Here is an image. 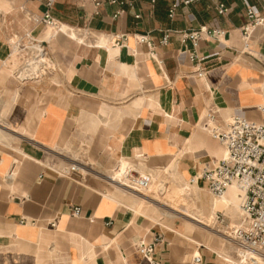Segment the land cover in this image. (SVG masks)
I'll list each match as a JSON object with an SVG mask.
<instances>
[{"label":"crops","instance_id":"0c3cea01","mask_svg":"<svg viewBox=\"0 0 264 264\" xmlns=\"http://www.w3.org/2000/svg\"><path fill=\"white\" fill-rule=\"evenodd\" d=\"M171 1L55 0L51 25L42 0H0V264H236L198 213L240 218L201 174L226 153L213 131L264 126V26L244 34L264 0ZM200 26L223 34L193 44Z\"/></svg>","mask_w":264,"mask_h":264},{"label":"built area","instance_id":"2783aa9c","mask_svg":"<svg viewBox=\"0 0 264 264\" xmlns=\"http://www.w3.org/2000/svg\"><path fill=\"white\" fill-rule=\"evenodd\" d=\"M54 1L42 0L45 7L43 21L46 24H54L49 14ZM102 1L92 0L95 6H99ZM157 1L150 0L151 3ZM196 1L199 0H172L168 11L169 17L173 16L179 4L189 5ZM105 2L121 3L120 0H105ZM227 10L224 4H218V14H224ZM246 17L248 22L244 27L245 35L250 27L264 26V17L256 15L251 8L247 9ZM222 34L223 31L219 28L207 30L205 26H200L194 31L185 33L184 36L195 44L203 35L219 37ZM165 40L164 38V42ZM213 135L225 147L226 153L218 164L205 168L201 178L214 198L222 197L233 181L241 184L244 194L240 206V225L232 228L231 239L239 248L254 251L262 260L264 259V126L233 116L223 130L213 131ZM150 183L149 175H135L131 178V184L138 189H147ZM79 212L78 207L72 208L74 215H78ZM225 220V215L217 211L213 224L226 227ZM160 240L161 236H156V241ZM193 262L200 264L201 258L195 256ZM153 264L158 263L153 262Z\"/></svg>","mask_w":264,"mask_h":264},{"label":"rangeland","instance_id":"374dc122","mask_svg":"<svg viewBox=\"0 0 264 264\" xmlns=\"http://www.w3.org/2000/svg\"><path fill=\"white\" fill-rule=\"evenodd\" d=\"M32 62V61H31ZM142 176V175H141ZM157 185H150L148 187L147 190L145 189H141V191H152L157 197H165V198H168V199H171L172 201V205H173V208L174 209H177L179 211L186 210V213L188 212V217H192L194 215H196V207L194 206L193 204V200H185V198L187 197H181L180 194L176 191V190H169L166 185H164L163 183H156ZM208 193V191H207ZM239 206H241V202L239 204ZM236 207H233V206H226V207H220L218 209H224L225 208V211H229L228 213H231V211H235L236 214L233 215L231 214V221L235 218V219H239L240 218V213H241V209ZM182 210V211H183ZM224 211V212H225ZM198 216V215H197ZM214 218V215L210 216V217H204L202 218V221L204 223V225L209 228V229H213V231H219L221 232L222 234H225L226 238L228 240H230L232 243L235 244V249H236V254L239 252V251H242L241 248H239L236 243L234 242V240H232L231 238L233 237V234L232 233V228H237L238 227V224H239V221L238 222H232L229 227H221V226H217V225H214L213 224V219ZM191 219V218H190ZM253 261V260H252ZM254 262V261H253ZM248 264H249V261H248ZM250 264H253V263H250ZM254 264H264V260H261L260 258H256L255 259V263Z\"/></svg>","mask_w":264,"mask_h":264},{"label":"bare ground","instance_id":"6f19581e","mask_svg":"<svg viewBox=\"0 0 264 264\" xmlns=\"http://www.w3.org/2000/svg\"><path fill=\"white\" fill-rule=\"evenodd\" d=\"M231 184H232V186H230ZM231 184L229 185L230 187H228V190L226 192L227 194L220 197V203L222 205L220 207H226V206L230 205V206H233L236 208L239 206L240 196H238V192L241 191V193L244 194V189L241 188V184L237 181H233ZM187 193H190V192H188L187 189L182 190V194H187ZM196 210L197 209H195V211ZM198 215H199L200 219L203 218L200 213H198ZM237 254H238V260H237L236 264H247L249 260L255 261V259L258 257L254 251L247 250V249H242V251H239ZM262 260H264V259H262Z\"/></svg>","mask_w":264,"mask_h":264}]
</instances>
